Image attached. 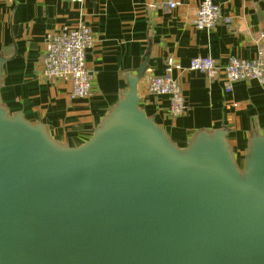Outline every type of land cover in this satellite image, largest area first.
I'll list each match as a JSON object with an SVG mask.
<instances>
[{
    "label": "water",
    "instance_id": "water-1",
    "mask_svg": "<svg viewBox=\"0 0 264 264\" xmlns=\"http://www.w3.org/2000/svg\"><path fill=\"white\" fill-rule=\"evenodd\" d=\"M148 59L83 145L1 97L0 264H264V133L242 164L226 128L185 148L141 108Z\"/></svg>",
    "mask_w": 264,
    "mask_h": 264
},
{
    "label": "crops",
    "instance_id": "crops-1",
    "mask_svg": "<svg viewBox=\"0 0 264 264\" xmlns=\"http://www.w3.org/2000/svg\"><path fill=\"white\" fill-rule=\"evenodd\" d=\"M203 1L0 0L4 105L76 148L90 139L126 90L127 77L149 58L138 85L147 115L180 148L199 131L228 129V141L242 164L252 133H264V84L240 82L228 94L223 79L210 81L188 67L197 57H211L222 67L232 57L256 59L264 50V0H212L231 22L198 31L193 20ZM81 23L94 33V47L86 57L92 92L88 98L72 99L71 83L44 76L43 61L49 37ZM170 58L182 67L173 77L189 107L179 118L170 115L168 97L150 93L145 84L146 78L165 73Z\"/></svg>",
    "mask_w": 264,
    "mask_h": 264
},
{
    "label": "built area",
    "instance_id": "built-area-1",
    "mask_svg": "<svg viewBox=\"0 0 264 264\" xmlns=\"http://www.w3.org/2000/svg\"><path fill=\"white\" fill-rule=\"evenodd\" d=\"M65 1L81 4L85 0ZM176 6L177 4L171 3L172 8ZM221 21L231 22L229 18L222 16L219 5L212 0H205L196 10L193 25L198 31H211ZM94 42L92 28L84 23L74 28H64L49 37V51L43 61L44 76L71 83L72 99H85L91 95L92 82L86 57L93 49ZM175 70H182V67L170 58L165 73L146 78L145 84L150 93L168 97L170 115L179 118L188 112L189 107L179 83L173 77ZM188 70L199 72L210 81L223 79L225 92L229 94L233 92L235 84L240 82L255 80L264 84V50L261 49L254 60L232 57L224 67L211 57H197L191 61Z\"/></svg>",
    "mask_w": 264,
    "mask_h": 264
}]
</instances>
